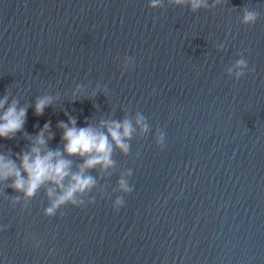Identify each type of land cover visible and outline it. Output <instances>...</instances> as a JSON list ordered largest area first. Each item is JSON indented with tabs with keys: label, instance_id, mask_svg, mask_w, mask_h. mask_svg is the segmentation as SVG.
Listing matches in <instances>:
<instances>
[{
	"label": "water",
	"instance_id": "obj_1",
	"mask_svg": "<svg viewBox=\"0 0 264 264\" xmlns=\"http://www.w3.org/2000/svg\"><path fill=\"white\" fill-rule=\"evenodd\" d=\"M152 2L0 0V116L25 111L0 157L26 181L34 147L69 162L31 197L0 179V264H264V0ZM72 120L112 163L48 215L90 158L65 151Z\"/></svg>",
	"mask_w": 264,
	"mask_h": 264
},
{
	"label": "clouds",
	"instance_id": "obj_2",
	"mask_svg": "<svg viewBox=\"0 0 264 264\" xmlns=\"http://www.w3.org/2000/svg\"><path fill=\"white\" fill-rule=\"evenodd\" d=\"M186 0H175V3L182 4ZM191 4L193 10L201 6L200 0H187ZM158 0H153L151 6L156 7ZM257 16L256 13L246 11L243 17V23H254ZM238 66H244V61H238ZM49 103L47 99L40 100L36 104V114H42V111L46 104ZM3 106V102H0V107ZM25 111L21 109L18 113L15 106L10 107L3 116H0V138H9L12 134L19 131L24 123ZM141 123L142 120L137 121ZM70 123L73 127H68L61 123L59 127L64 130L62 139L65 143V151L69 155H80L81 157L89 156L81 167L79 173L71 176V183L68 187L59 195L52 203V206L46 210L48 215L54 214L55 210L66 202H73L74 195L77 192H83L90 189L95 180L91 176H85L84 170L95 167L98 164H102L105 168L110 166L112 161L110 160L111 146L108 142V138L103 134L96 133L92 128H80L77 129L75 121ZM48 125L44 126V129L37 135L36 143L39 146L45 144L44 132L47 130ZM121 129L123 132L121 133ZM146 130V126H145ZM132 127L128 121H124L123 124L113 122L108 126V133L112 140L118 147L127 151V145L123 143V138L131 135ZM34 154H23L21 156V166L27 173V181L21 176L20 171L16 165L11 161H4L3 157H0V179H7L9 177H15L12 187L16 190L24 191L26 196L31 197L35 194L36 190L45 182L52 181L58 186H62V182L69 176V162L63 159H59L60 153L49 151L45 155L40 154V147H34L31 150ZM120 186L125 191H129L124 181H120ZM48 195L51 197L53 193L49 191ZM122 203L121 200L116 201V210H119V206Z\"/></svg>",
	"mask_w": 264,
	"mask_h": 264
}]
</instances>
